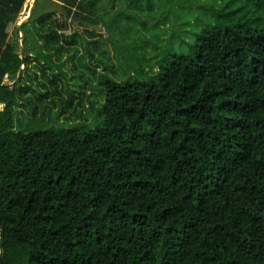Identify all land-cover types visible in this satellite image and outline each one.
<instances>
[{
    "label": "trees",
    "instance_id": "trees-1",
    "mask_svg": "<svg viewBox=\"0 0 264 264\" xmlns=\"http://www.w3.org/2000/svg\"><path fill=\"white\" fill-rule=\"evenodd\" d=\"M25 1L0 0V264H264V0L209 5L186 51L161 49L151 74L101 75L96 125L17 129L32 33L9 29ZM99 1L39 18L35 55L75 43L67 19L96 23L84 11Z\"/></svg>",
    "mask_w": 264,
    "mask_h": 264
},
{
    "label": "rangeland",
    "instance_id": "rangeland-1",
    "mask_svg": "<svg viewBox=\"0 0 264 264\" xmlns=\"http://www.w3.org/2000/svg\"><path fill=\"white\" fill-rule=\"evenodd\" d=\"M217 0H153L152 8L144 14H139L128 8L125 0H119L111 7L109 0H100L93 10H86L90 18H97L94 24L73 23L67 19L64 38L75 43H61V50L56 52L51 48L45 51L51 54L49 62L35 55L42 51V38L32 29L37 20L52 12L62 13L61 0H26L13 26L22 22L30 25L32 37L27 39L29 59L26 66H21L23 76L20 87L26 84L27 89L19 92L15 104V119L17 129L24 126L44 128L51 125L69 126L83 123L90 127L100 120L98 108L102 103L101 75H108L116 81L123 80L142 68L151 74L157 69L156 54L162 49L176 53L186 51L192 32L201 28L209 21V11L206 7L214 5ZM91 11V12H90ZM128 13L134 19L120 15ZM165 14V23L153 27L155 19ZM117 18L115 20V16ZM104 22L107 23L105 27ZM146 22L148 31L141 29V23ZM155 28V29H152ZM139 29V33L135 31ZM159 35V47L153 48ZM109 36V37H108ZM14 39L13 36H11ZM146 40V44L141 43ZM22 36L18 40L19 50L24 53ZM88 50L93 54L91 58ZM44 52V51H43ZM32 54V55H30ZM59 66V68H58ZM65 74V75H64ZM7 81V80H6ZM25 88V87H24ZM47 96L44 94L47 93ZM73 96L72 104L69 105ZM29 98L30 103H24ZM35 107V113L32 111ZM2 106H0V109Z\"/></svg>",
    "mask_w": 264,
    "mask_h": 264
},
{
    "label": "water",
    "instance_id": "water-1",
    "mask_svg": "<svg viewBox=\"0 0 264 264\" xmlns=\"http://www.w3.org/2000/svg\"><path fill=\"white\" fill-rule=\"evenodd\" d=\"M20 55L22 56V51L20 52Z\"/></svg>",
    "mask_w": 264,
    "mask_h": 264
},
{
    "label": "built area",
    "instance_id": "built-area-1",
    "mask_svg": "<svg viewBox=\"0 0 264 264\" xmlns=\"http://www.w3.org/2000/svg\"><path fill=\"white\" fill-rule=\"evenodd\" d=\"M0 238H1V235H0Z\"/></svg>",
    "mask_w": 264,
    "mask_h": 264
}]
</instances>
